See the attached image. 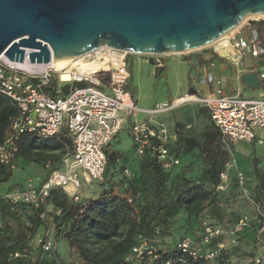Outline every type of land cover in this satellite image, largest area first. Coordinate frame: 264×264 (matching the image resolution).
Segmentation results:
<instances>
[{"label":"built area","instance_id":"built-area-1","mask_svg":"<svg viewBox=\"0 0 264 264\" xmlns=\"http://www.w3.org/2000/svg\"><path fill=\"white\" fill-rule=\"evenodd\" d=\"M208 47H211L212 54H224L223 58L235 66L240 65L247 54L256 57L261 52L259 42H248L234 33L224 43L217 41ZM28 52L29 50H25L21 63L10 61L0 55V96L6 98L15 109V113L8 119L7 128L0 141V163L7 165L15 158L18 152L17 142L24 133L52 138L58 136L64 128L69 141L63 143L60 165L51 170L45 180L37 185L28 181L15 190L0 191V200L39 208L46 205L51 190L64 189L66 186L80 187L79 172L85 176L88 183L102 182L106 166L105 148L128 118L136 116L139 112H161L189 101L201 103L207 109L210 120L221 134V139L244 142L256 140L258 144L263 143L264 139L254 129L264 130V98L226 95L221 90L220 78L208 70L204 75L205 82L211 87L207 94L201 96L191 94L192 99L178 97L171 105L163 108L142 110L136 106L134 96L128 88L129 52L101 46L77 57L62 68H57L52 59L47 63H31ZM207 62V67L214 66L212 60ZM65 72L67 80H62L61 73ZM260 77H264V74H260ZM52 82L57 84V91L62 83L78 82L85 85L69 90L64 96L53 97L47 90ZM129 130L138 156L148 154L155 157L163 169L179 164V158L169 149L170 143L177 138L176 133L163 123L149 120L132 121ZM230 169L231 163L226 162L215 186L221 205L227 200ZM234 170L235 184L254 207L257 227L253 240L261 249L252 253L243 263L230 264H264V212L251 199L245 173L237 168ZM124 173L128 174V170L125 169ZM71 197L75 202L82 199L77 192ZM45 213L46 210L41 214V218H45ZM250 223L247 214L241 215L232 233L250 228ZM225 233L220 225L209 219H202L201 243L209 244ZM192 244L189 237H184L177 246L182 252L196 258L199 252ZM30 246L33 249L40 247L44 253L52 255L54 245L50 229L46 228L33 237ZM217 246L209 247L202 255L200 254L201 257L213 260L219 249L223 248V244L220 242ZM147 247L146 239L139 238L126 260L132 262L133 259L140 258ZM147 254H151V250H148ZM19 255L15 252L13 257Z\"/></svg>","mask_w":264,"mask_h":264},{"label":"trees","instance_id":"trees-1","mask_svg":"<svg viewBox=\"0 0 264 264\" xmlns=\"http://www.w3.org/2000/svg\"><path fill=\"white\" fill-rule=\"evenodd\" d=\"M211 56L213 58L217 54ZM84 85L62 83L57 91V84L52 82L47 90L51 96L61 97ZM188 94L194 92L190 90ZM14 113V107L0 96V141L8 119ZM207 118L208 124L200 138L182 135L180 124H175L173 132L177 138L170 143L169 149L179 158L176 166L163 169L155 157L145 154L138 158L137 171L125 174L127 168L124 165H114L118 153L105 151L104 178L98 182L99 188L94 196L75 202L63 189H53L46 205L39 208L0 200V264H62L55 249L52 255H48L40 247L33 249L30 246L31 239L46 228L50 229L52 240L53 236L59 238L80 264H230L229 252L225 248H220L211 261L201 257L209 247L217 248L220 243V238L209 244L200 242L201 221L208 217L220 221L223 217L215 186L229 159V152L220 146L222 137L219 130L209 114ZM44 139L51 138L22 134L17 142L15 158L38 161V151L60 149L63 141H69L63 132L54 145H48ZM108 146L110 143L106 148ZM189 153L191 160L180 167V156ZM15 158L7 165L0 163V184L10 178ZM194 164L196 169L193 171ZM258 164V158H252L254 184L249 188L247 181V186L251 199L264 208V170ZM230 170L228 173L232 174ZM232 183L235 185L234 175ZM49 205L52 207L53 228L46 220ZM45 210V218H41ZM180 219L186 222L183 227L186 236L176 226ZM248 230L250 232L251 228ZM184 237L191 239L199 256L194 258L177 246ZM139 238H145L148 247L140 258L128 262L126 258L131 255ZM253 238L254 234L250 238L251 243ZM148 250L151 254H147ZM15 252L20 255L13 257Z\"/></svg>","mask_w":264,"mask_h":264},{"label":"water","instance_id":"water-1","mask_svg":"<svg viewBox=\"0 0 264 264\" xmlns=\"http://www.w3.org/2000/svg\"><path fill=\"white\" fill-rule=\"evenodd\" d=\"M248 17H264V0H0V55L21 63L29 50L31 63H47L101 46L183 53L210 46ZM240 79L258 85L255 73Z\"/></svg>","mask_w":264,"mask_h":264},{"label":"rangeland","instance_id":"rangeland-1","mask_svg":"<svg viewBox=\"0 0 264 264\" xmlns=\"http://www.w3.org/2000/svg\"><path fill=\"white\" fill-rule=\"evenodd\" d=\"M252 19L253 18L249 20ZM211 55V47L208 46L185 53L181 52L167 55H137L129 53L127 56V63L130 70L128 88L134 96L136 106L142 110L163 108L164 106L171 105L175 98L181 97L185 93L188 94L190 90H192L196 96L205 95L206 84L203 81V77L206 71L210 69L214 71V68L222 65L224 59L219 56L209 59ZM200 60H202V62H200ZM208 60H212L215 67H207L205 64L208 63ZM227 68L231 76V86L234 88L237 84L235 74L239 65L235 66L228 63ZM242 91L244 94L241 97L261 98L258 96V93L262 91V88L243 89ZM207 114V110L203 108L202 104L194 101L185 102L161 112H139L136 116L128 118L124 127H122L123 129L112 138L109 142L110 146L105 148V151L108 153H113V151L121 153L120 157L116 158L115 167L124 165L127 167L129 173H135L138 168V157L129 130V125L132 121H154L163 123L168 129L173 127L174 121H181L179 131L182 135L200 138L202 131L208 124ZM188 125L189 127H187ZM254 131L261 137L264 136V130L254 129ZM38 140L39 139H37V141ZM220 146L229 152V159L227 162L232 165V169L230 170L232 174L228 173L229 185L226 190L227 200L221 205L223 214L222 219L220 221L216 218L208 217V219L218 223L226 231L225 235L222 236L219 241L223 244V248L229 252L230 263H243L250 258L251 253L261 248L259 244L257 245L255 242H250V238L254 234L257 226L254 207L241 193L237 185H233L234 168L243 171L248 176L247 181L249 182V188L252 187L254 184V178L251 172L252 158L257 157L259 160V168L264 170V140L262 144H258L256 140L244 142L223 138L220 140ZM190 160V153L181 155L180 167L187 164ZM14 164L12 174L8 181L0 184L1 192L5 190H15L18 186H23L27 183L28 179L35 183L39 177H42L46 170L23 157H16ZM195 169L194 164L193 171ZM78 175L81 185L76 189L77 193L82 199L86 198L87 194L89 196H94L99 188V183H85L81 172H79ZM229 178H231L230 183ZM87 190H90L89 193ZM261 209L264 212V208ZM51 211L52 207L49 205L46 220L49 227L53 228ZM243 214H247L250 218V232L248 228H244L237 233H232L238 218ZM185 224L186 222L183 219H180L176 224L181 234L184 236L187 235L183 233ZM53 239L54 249L57 251L62 264H80L77 257L69 252L68 248L60 242L59 238L53 236Z\"/></svg>","mask_w":264,"mask_h":264},{"label":"crops","instance_id":"crops-1","mask_svg":"<svg viewBox=\"0 0 264 264\" xmlns=\"http://www.w3.org/2000/svg\"><path fill=\"white\" fill-rule=\"evenodd\" d=\"M233 33L236 34L237 36L243 37L248 42H251V43L252 42H259L260 43V50H261L260 54L256 57L250 56L249 54L246 55L245 59L243 60V62H241V64L239 65V68L235 74V79L237 81V84L234 88L231 86V83H230L231 76L229 75L228 68H227V64L230 62L227 61L225 58L223 59V63L221 66L214 68V71H211V69L208 71L212 72L214 75H216L220 78L221 90L226 95L243 96V94H244L242 91L243 89H259V88H262V91H260L258 93V96L261 98H264V77H260V74H264V17L253 18L252 20L244 22ZM217 56L223 58V56H221V55H217ZM209 59H212V56ZM205 65H207V63ZM249 72L255 73L257 76L258 85L256 87L250 88V87L245 86L241 82L240 77L244 73H249ZM203 81L205 82L204 77H203ZM205 84H206V94H207L210 91L211 87L206 82H205ZM185 94H187V93H185ZM176 123L180 124L181 121H174V125L170 129L171 131H175V124ZM62 132L65 134L64 128H62L60 133H62ZM262 138L264 139V136ZM44 140H47V141H45V143H47L48 145H54L59 140V135L54 137V138L44 139ZM63 143H64V141L62 142V147L60 149H50V150H45L43 152L38 151V154H39L38 161L36 159H29V158L23 157V158L41 166V167H43V169H46L45 173H43L42 177H39V179L35 183H33L30 179H28V181H31L34 185L40 184L43 180H45L47 178V176L49 175L51 170H53L54 168H56L60 165V159H61V156L63 154ZM120 155H121V153H118L119 157H120ZM137 157L139 158L138 155H137ZM81 175L83 176V174H81ZM83 178H84L85 183H88L87 180H85V176H83ZM76 189L77 188H73L72 186H66L63 190L67 193L68 196H71L74 192H77ZM87 191L89 193L90 190H87ZM87 196H89V195L87 194L86 197Z\"/></svg>","mask_w":264,"mask_h":264},{"label":"bare ground","instance_id":"bare-ground-1","mask_svg":"<svg viewBox=\"0 0 264 264\" xmlns=\"http://www.w3.org/2000/svg\"><path fill=\"white\" fill-rule=\"evenodd\" d=\"M251 18H254V17H248V19H251ZM247 19H245L244 21H242L240 24H238L234 29H232L230 32L226 33L225 35H223L222 37L218 38L215 42H220V43H224V41L236 30L238 29ZM203 47V46H202ZM202 47H197V48H194L192 50H189V51H193V50H196V49H200ZM188 51V52H189ZM187 52V51H185ZM184 52V53H185ZM177 53H180V52H177ZM170 54V53H169ZM174 54V53H172ZM77 57H60V58H52V62L56 65L57 68H62L63 66L67 65L69 62H72L74 59H76ZM61 78L62 80H67V72L65 73H61ZM183 97L184 99H192L193 96L192 95H189V94H186V95H183L181 96Z\"/></svg>","mask_w":264,"mask_h":264}]
</instances>
